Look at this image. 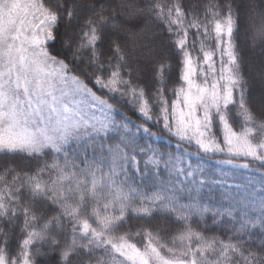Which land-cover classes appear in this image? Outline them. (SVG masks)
I'll return each instance as SVG.
<instances>
[{"label": "snow or ice", "instance_id": "6c2138e0", "mask_svg": "<svg viewBox=\"0 0 264 264\" xmlns=\"http://www.w3.org/2000/svg\"><path fill=\"white\" fill-rule=\"evenodd\" d=\"M241 30L264 0H0V264H264Z\"/></svg>", "mask_w": 264, "mask_h": 264}, {"label": "trees", "instance_id": "16d2710c", "mask_svg": "<svg viewBox=\"0 0 264 264\" xmlns=\"http://www.w3.org/2000/svg\"><path fill=\"white\" fill-rule=\"evenodd\" d=\"M236 2L239 5L241 3V0H236ZM147 39L148 37H145V41H147ZM237 43L240 47L241 55L243 56L242 67H243L244 74L251 84V87L249 90V98L254 104L259 103L260 102L259 96H261V94L264 91V83L261 82L260 75H259V73L262 70H264V49H262L261 46L259 45L253 46L251 39H250V34L246 37V34L243 30H241L238 36ZM58 48H59V45L57 44V49ZM169 60L172 65L168 73L169 76L171 77V83L169 84V87H171L172 83H175L178 78L179 64H178V57L175 55H169ZM146 71H147V78L151 79L152 68L148 67ZM129 115H132V114L129 113ZM133 119H136V117L133 116ZM153 130L155 131V129ZM160 143L163 144V141H160ZM19 163L21 165H24L29 162L21 159ZM204 163L206 167L211 166L215 170L223 169V171L229 172L231 175L232 170L229 168V166L216 164L215 160H209L207 158H205ZM32 166L35 167L34 162H32ZM242 173H244V170H240V172H237V178H238L237 182H239V179L241 178ZM245 174L251 175V176L259 175L258 173H255V172H248ZM214 191L217 194H219L221 191H223V189L216 187Z\"/></svg>", "mask_w": 264, "mask_h": 264}, {"label": "rangeland", "instance_id": "374dc122", "mask_svg": "<svg viewBox=\"0 0 264 264\" xmlns=\"http://www.w3.org/2000/svg\"><path fill=\"white\" fill-rule=\"evenodd\" d=\"M261 86V85H260ZM261 89H263V88H261ZM263 91V90H262ZM256 96V95H255ZM262 97H264V91H263V93L261 94V96H259V100H261V98Z\"/></svg>", "mask_w": 264, "mask_h": 264}]
</instances>
